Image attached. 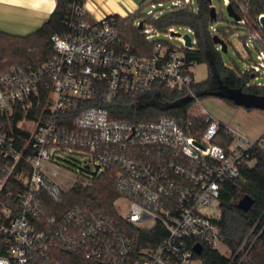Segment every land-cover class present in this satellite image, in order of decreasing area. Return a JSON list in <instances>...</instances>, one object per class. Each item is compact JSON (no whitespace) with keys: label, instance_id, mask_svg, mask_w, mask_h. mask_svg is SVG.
<instances>
[{"label":"built area","instance_id":"2783aa9c","mask_svg":"<svg viewBox=\"0 0 264 264\" xmlns=\"http://www.w3.org/2000/svg\"><path fill=\"white\" fill-rule=\"evenodd\" d=\"M221 1L234 3L236 22L248 27L239 37L256 52L242 72L264 86L260 0ZM83 3L67 2L63 31L28 48L31 64L0 73V264H201L197 246L223 247L228 256L220 216L208 211L218 207L223 182L239 179L242 166L251 165L255 141L202 109L192 112L199 103L195 63L186 61L184 49L194 48L193 31L186 28L187 47L175 27L159 30L138 20L135 26L141 22L145 39L154 41L151 54L139 55L123 40L122 17L90 20ZM147 6L144 15L153 18L194 7L193 0ZM210 30L216 35L214 25ZM161 34L178 38L183 48L159 40ZM156 87L189 97L186 115L115 116L118 96ZM15 114L17 133L4 121ZM109 171L119 193L112 214L84 199L65 206L74 188L92 187Z\"/></svg>","mask_w":264,"mask_h":264},{"label":"trees","instance_id":"16d2710c","mask_svg":"<svg viewBox=\"0 0 264 264\" xmlns=\"http://www.w3.org/2000/svg\"><path fill=\"white\" fill-rule=\"evenodd\" d=\"M70 0H56V7L48 19L35 32L19 36L0 31V73L7 71L10 67H26L32 63V59L23 54L25 47L30 48L36 43L46 41L48 34L63 31L62 19L66 4ZM83 1V0H80ZM174 0H143L141 7L133 14L121 18V30L123 40L127 43L133 53L149 55L153 51L154 41L145 39L142 31L135 26L136 21H142L155 29L166 30L170 27H185L193 31L195 39L194 48L184 49L187 62L196 64L204 63L208 75L205 81L193 83V89L198 98L206 96H219L228 103L241 106L246 110L256 109L253 104L244 105L238 103L234 98L218 95L221 90H229L240 95L251 97H264V86L252 83L253 75L250 71L242 72L238 68L226 66L221 57L218 44L214 43L210 27L220 19L218 13L214 20L210 19V0H198L195 7H175L164 11L158 18L145 17L140 11L148 3H168ZM256 12L264 11V0L257 1ZM232 7L237 11L234 3ZM217 12V11H216ZM226 30H217L216 35L223 39L228 46V38L234 32L248 30V27L235 23ZM181 93L163 87H156L150 92L140 93L135 96L120 95L115 100L111 109L119 119L142 121L155 120L161 115H186L189 103L183 101ZM19 117L15 114L9 121L13 132H21L15 129L14 124ZM220 133L223 135V129ZM226 142L231 141L230 135H224ZM251 165L244 164L241 168L239 179L225 181L222 184L219 196L220 224L222 226L224 243L230 254L227 256L217 250L203 248L198 259L201 264H239V253L235 255L240 244L246 238H255L264 243V149L255 141L249 153ZM245 194L253 198V205L247 212L236 207L238 200ZM119 195L116 189L114 174L109 171L98 177L92 187H76L68 194L69 199L65 206H70L78 200L84 199L89 205L106 214H112L113 200ZM257 225L249 234L252 225ZM260 229H262L260 231ZM260 231V233H258ZM249 234V235H248ZM247 242L246 245H248ZM235 255V257H234Z\"/></svg>","mask_w":264,"mask_h":264},{"label":"rangeland","instance_id":"374dc122","mask_svg":"<svg viewBox=\"0 0 264 264\" xmlns=\"http://www.w3.org/2000/svg\"><path fill=\"white\" fill-rule=\"evenodd\" d=\"M212 6L216 9L220 19H218L214 26L217 30H228L235 23L234 19L230 17L226 11V6L221 0H211ZM167 4H165L166 6ZM164 6V8H165ZM193 6L197 9L198 0H193ZM141 7V6H140ZM159 8V7H157ZM149 6H145L140 11V14L147 13ZM176 31L181 35L188 34L185 27H176ZM239 35L242 36V32H234L228 38V46L226 52L221 51V57L226 66L238 68L241 71L245 69L251 61L250 56L253 60H256V52L252 49H246L243 45ZM159 40L167 41L170 44L183 48V43L178 38H169L167 35H159ZM35 45H42L36 43ZM23 54L28 57V48L25 47ZM193 77L196 83L205 81L207 79L208 71L204 63L194 64L192 66ZM263 81L264 79L261 78ZM253 82H256L253 79ZM204 110L210 116L220 121L222 124L232 128L236 132L243 134L248 139L256 141L257 144L264 149V109L256 108L246 110L241 106H235L227 101L223 100L219 96H206L199 98V103L193 108V113H198L200 110ZM209 215L218 217L220 216V209L216 205H212L208 211ZM247 242H249L248 245ZM252 244V245H250ZM263 242L258 241L255 236H250L246 241L242 250L239 252V264H249L251 254L261 249ZM246 245V246H245ZM221 253H225L223 247L220 248Z\"/></svg>","mask_w":264,"mask_h":264},{"label":"crops","instance_id":"0c3cea01","mask_svg":"<svg viewBox=\"0 0 264 264\" xmlns=\"http://www.w3.org/2000/svg\"><path fill=\"white\" fill-rule=\"evenodd\" d=\"M143 0H84L86 17L99 20L114 15L135 13ZM56 7V0H0V31L24 36L35 32Z\"/></svg>","mask_w":264,"mask_h":264},{"label":"water","instance_id":"95a60500","mask_svg":"<svg viewBox=\"0 0 264 264\" xmlns=\"http://www.w3.org/2000/svg\"><path fill=\"white\" fill-rule=\"evenodd\" d=\"M226 11H227L228 15L230 17H232L235 21L240 19L239 15L234 11L231 4L226 5ZM215 17H216V9L213 6H211L210 7V19L214 20ZM260 22H261L263 29H264V17L261 18ZM137 28L138 29L142 28L141 22H139V24L137 25ZM172 34H178V33L172 32ZM184 39H185V45L187 47H190L191 39H190L189 35L185 34ZM213 41H214V43H216L220 46V50L222 52H226L227 44L223 39H221L218 35H214ZM222 94H224L225 96L234 98L238 103H241L244 105L253 104L257 108L264 109V97H251V96H246V95H240V94H237V93L229 91V90H221V92L218 93V95H222ZM189 100H190L189 97L183 99V101H185V102L189 101ZM252 205H253V198L251 196H249L248 194L243 195L238 200V202L236 203V207L238 209L242 210L243 212H247ZM195 251L198 255H200L202 252V247L197 246L195 248Z\"/></svg>","mask_w":264,"mask_h":264},{"label":"flooded vegetation","instance_id":"af4514ba","mask_svg":"<svg viewBox=\"0 0 264 264\" xmlns=\"http://www.w3.org/2000/svg\"><path fill=\"white\" fill-rule=\"evenodd\" d=\"M249 264H264V244L251 254Z\"/></svg>","mask_w":264,"mask_h":264}]
</instances>
